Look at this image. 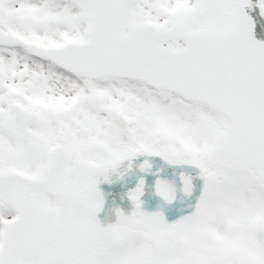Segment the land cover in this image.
<instances>
[{
  "label": "snow or ice",
  "instance_id": "6c2138e0",
  "mask_svg": "<svg viewBox=\"0 0 264 264\" xmlns=\"http://www.w3.org/2000/svg\"><path fill=\"white\" fill-rule=\"evenodd\" d=\"M0 264H264V0H0Z\"/></svg>",
  "mask_w": 264,
  "mask_h": 264
}]
</instances>
